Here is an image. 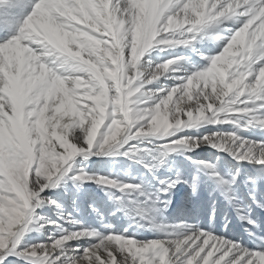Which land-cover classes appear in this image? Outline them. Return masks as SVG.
Returning <instances> with one entry per match:
<instances>
[{"label":"snow or ice","instance_id":"6c2138e0","mask_svg":"<svg viewBox=\"0 0 264 264\" xmlns=\"http://www.w3.org/2000/svg\"><path fill=\"white\" fill-rule=\"evenodd\" d=\"M226 22L233 26L219 37L222 51L202 56L210 61L203 70L170 73L177 58L155 65L147 61L141 68L154 46L193 45ZM262 29L264 0H0V264L8 256L24 264H264V250H249L191 225L177 226L190 233L170 232L151 241L128 237L127 229L102 235L83 225L75 231L57 226L43 243L23 241L31 231L48 230L47 224L29 227L35 209L59 207L40 194L55 188L70 170L68 179L85 178L75 175L83 169H72L77 155H107L139 137L159 135L168 137V147L187 143L194 150L210 143L238 163L264 169V140L249 141L235 131L179 135L202 124L264 131ZM241 39L245 49L251 47L242 55L233 46ZM193 51L198 49L193 46ZM80 78L86 86H77ZM161 78L173 84L148 90ZM136 151L128 145L123 155L131 158ZM146 167L152 171L159 164ZM202 168L234 204L236 175L229 180L211 164ZM92 179L122 192L133 188L110 178ZM180 182L179 176L160 181L157 196L170 195ZM190 187L195 192V182ZM118 210L127 214L123 206ZM236 211L258 227L244 209ZM62 219L74 229L78 224ZM91 237L96 242H89ZM81 238L87 246H73Z\"/></svg>","mask_w":264,"mask_h":264},{"label":"bare ground","instance_id":"6f19581e","mask_svg":"<svg viewBox=\"0 0 264 264\" xmlns=\"http://www.w3.org/2000/svg\"><path fill=\"white\" fill-rule=\"evenodd\" d=\"M232 26V22L217 25L207 30L205 38L194 40L193 45L180 44L175 48L154 46L142 58L141 68L147 61L155 65L169 58H177L178 61L181 60V64L178 62L173 65L170 73L175 72L177 76H182L194 70H203L205 64L210 61H205L202 56L219 54L224 46L223 40L219 37L228 35L223 28ZM193 46L198 49V52L193 51ZM161 48L165 50L161 51ZM172 84L173 80L161 78L152 85H148L147 88L155 90L160 85L171 86ZM175 99L176 97L174 101ZM217 131H235L249 141L264 140V131L258 127L240 131L233 124H202L194 129L184 130L179 135L187 139ZM139 138L145 140L146 143L132 144L138 151L132 154L131 158L123 155L130 145L127 144L117 153L119 157L111 159V165L116 164L118 170L114 174L118 185H133L132 189L124 190V192H130L129 196L114 191L111 186L99 185L89 175L90 180L86 181V178L89 179L85 175L86 172L95 174L93 177H104L105 171L101 162L74 161L72 169L79 167L83 169V173H80L85 177L84 182L79 183L77 187V183H64L63 180L66 178L64 177L55 188H49L40 194L42 198L54 201L59 207L51 206L48 211L42 213V223L47 224L48 230L41 232L42 238L37 243L45 242L47 237L56 231L57 226H63L68 231H75L83 225V230L95 229L102 235L109 232L124 233L127 229L128 237L134 236L137 241H151L166 238L170 232L190 233L192 229L177 226L191 225L215 237L239 243L249 250H264V243L257 239L264 238V207L257 206L258 204L264 205V169L251 163H238L227 151L213 148L210 143H205L194 150L190 144L186 143L174 146L179 147L174 150L173 147H168L166 136ZM117 149L118 146L114 150ZM92 155V157H100L105 154ZM203 163L211 164L215 171L225 179L230 180L233 175H236V182L232 185L234 204L226 199L216 181L210 177L207 170L202 168ZM153 164H159V167L150 171L146 165ZM177 176L181 182L176 185L171 194L161 193L157 196L161 188L160 181L175 180ZM193 182L196 184L195 192L190 187ZM105 189L111 193V198ZM141 192L144 196L140 195ZM252 197H255V203ZM145 200L148 201L147 205ZM121 206L127 210V214L118 210ZM237 207L244 209L258 227L253 228L246 220H242L236 211ZM38 209L33 212L31 224L35 223V212ZM141 211L144 213L143 216L138 214ZM63 217L76 220L78 222L76 228L65 223ZM103 225H110V228H105ZM245 229L253 232L254 237H250ZM87 239L94 243L97 237ZM71 243L73 246L77 244L87 246L85 238ZM12 257L8 256L7 260L13 261L14 264H23L22 260L14 261ZM8 261L5 264H8Z\"/></svg>","mask_w":264,"mask_h":264},{"label":"rangeland","instance_id":"374dc122","mask_svg":"<svg viewBox=\"0 0 264 264\" xmlns=\"http://www.w3.org/2000/svg\"><path fill=\"white\" fill-rule=\"evenodd\" d=\"M179 62V64H181V60H179L178 61ZM141 143V144H145L146 143V141L145 140H143V139H141V138H137L136 140H133V141H129L128 142V144H130V145H132V144H135V143ZM127 146V144L126 145H124V147L123 148H121V147H119L118 146V149L117 150H114V151H112L110 154H107V155H103V156H100V157H92L93 155H89L88 157H85V156H79V155H77V156H75V157H73V160L71 161V164L73 165V162L74 161H76V160H84V161H91V160H93V161H96V162H101L102 164V167H103V169H104V171H105V174L103 175L104 176V178H110V179H113V180H115L116 182H117V184H118V181L116 180L117 179V177H115L114 176V174L118 171L117 170V167H116V164H113V165H111V159L113 158V157H119V155L117 154L121 149H124L125 147ZM176 148L178 149L179 147H173V149L174 150H176ZM117 151V152H116ZM78 169H81V167H79V168H75L74 170H78ZM73 175V171L72 170H70V172H69V174H68V176H72ZM75 175L76 176H81V173H80V171H75ZM86 177H88L89 179H87L86 178V181L87 180H90V177H93V176H95V174H93L92 172H86ZM90 177H89V176ZM68 176H66V178L63 180L64 181V183H66V184H74V183H77V184H79V183H83L84 181V179H80V180H78V181H74V180H71V179H68ZM112 188V187H111ZM114 191H117V192H119V193H122V194H124V196H129V193L130 192H122L121 190H120V188H112ZM133 191V190H132ZM132 193V192H131ZM48 208H50V206H47V205H43V207L42 208H39L38 210H36V216H35V223L34 224H31V228H34V227H41V226H43L44 224L42 223V219H43V217H42V213H44L45 211H48ZM44 231V230H43ZM43 231H41V232H43ZM41 232H36V231H31L30 233H28L26 236H25V242H27V241H29V240H31V242L32 243H34V244H36L37 243V241H39V240H41ZM12 259L15 261V260H17L16 259V257L15 256H13L12 257ZM8 260H6L5 261V263L7 262ZM23 262V264H24V261H22Z\"/></svg>","mask_w":264,"mask_h":264},{"label":"clouds","instance_id":"9594fccd","mask_svg":"<svg viewBox=\"0 0 264 264\" xmlns=\"http://www.w3.org/2000/svg\"><path fill=\"white\" fill-rule=\"evenodd\" d=\"M260 35H264V29L261 30L260 32ZM234 47H237L238 49V54H243L244 51H251V47L249 46L248 49H245L244 48V42H243V39L241 40H238L235 42V44L233 45ZM75 70H78V71H83V72H88L89 69L87 67H77ZM261 75H264V69L261 70ZM76 84L77 86H80V85H85L86 86V82L80 78V79H77L76 80Z\"/></svg>","mask_w":264,"mask_h":264}]
</instances>
